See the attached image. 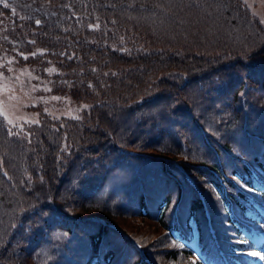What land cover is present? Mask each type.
I'll return each instance as SVG.
<instances>
[{
  "label": "trees",
  "instance_id": "1",
  "mask_svg": "<svg viewBox=\"0 0 264 264\" xmlns=\"http://www.w3.org/2000/svg\"><path fill=\"white\" fill-rule=\"evenodd\" d=\"M0 21V54L87 103L29 138L0 111V264L261 260L264 24L244 0H0Z\"/></svg>",
  "mask_w": 264,
  "mask_h": 264
},
{
  "label": "rangeland",
  "instance_id": "2",
  "mask_svg": "<svg viewBox=\"0 0 264 264\" xmlns=\"http://www.w3.org/2000/svg\"><path fill=\"white\" fill-rule=\"evenodd\" d=\"M244 2L264 24V0ZM11 57L0 54V111L12 121L10 129L23 125L14 130L29 138L34 126L42 123L39 112L64 120L78 116L87 106L85 102H75L68 96L52 92L49 71L43 70L40 75L31 66L16 64Z\"/></svg>",
  "mask_w": 264,
  "mask_h": 264
},
{
  "label": "snow or ice",
  "instance_id": "3",
  "mask_svg": "<svg viewBox=\"0 0 264 264\" xmlns=\"http://www.w3.org/2000/svg\"><path fill=\"white\" fill-rule=\"evenodd\" d=\"M4 6L8 7V5L6 3ZM37 24H39V21H37ZM4 119H6L9 124H12V121L8 120L7 116H4ZM120 244H121V241L119 239H114L111 242V246H113V247L119 246ZM181 246H183V245H181ZM249 255L253 256V257H259L261 260H264V255H261L259 252H251V253H249Z\"/></svg>",
  "mask_w": 264,
  "mask_h": 264
}]
</instances>
